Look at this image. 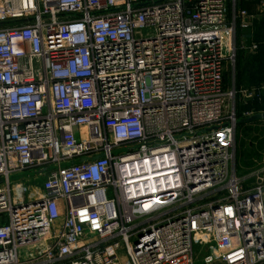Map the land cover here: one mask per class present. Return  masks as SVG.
Returning a JSON list of instances; mask_svg holds the SVG:
<instances>
[{
	"label": "built area",
	"instance_id": "2783aa9c",
	"mask_svg": "<svg viewBox=\"0 0 264 264\" xmlns=\"http://www.w3.org/2000/svg\"><path fill=\"white\" fill-rule=\"evenodd\" d=\"M260 16L264 0H0V264H264V176L235 173L224 86ZM28 169L29 193L10 183Z\"/></svg>",
	"mask_w": 264,
	"mask_h": 264
},
{
	"label": "rangeland",
	"instance_id": "374dc122",
	"mask_svg": "<svg viewBox=\"0 0 264 264\" xmlns=\"http://www.w3.org/2000/svg\"><path fill=\"white\" fill-rule=\"evenodd\" d=\"M250 3H254L255 0H248ZM256 28L253 30L247 29L241 32L240 36L244 41V45H248L251 42H255V38H261V46L264 44V20L261 17L254 18ZM258 29V31H257ZM260 35H258V34ZM260 37V38H259ZM238 52V51H237ZM234 67L229 68L227 72V89H234L236 91L233 94V102L239 108V111L242 110V106H246L249 104L252 99L257 97L258 91L254 90L255 96L244 99L242 94L237 93L239 90L244 89H235L234 80L237 77L239 79V83H248V78L245 74V77L238 76L236 68L245 67V61L247 63H254V56H250L249 52L246 50L240 51V53H236L234 50ZM261 57V56H259ZM264 60V59H263ZM263 61L260 64V68L263 69ZM236 66V68H235ZM251 84V83H250ZM247 87H253V85H249ZM246 90V88H245ZM261 94H263L262 102L259 103L257 110L264 113V85L259 90ZM260 94V95H261ZM241 112V111H240ZM253 115V109H248L246 111H242L240 117L237 118V123L234 129V167L236 175L243 180V183L246 185L255 181L256 178L264 176V119L252 122H246V117ZM241 122L238 124V122ZM22 183L23 186L27 187L28 193L35 190L40 189L42 187L43 178L33 169H28L24 172L14 173L10 177V183ZM194 252H196L195 247H193ZM197 264L198 261L195 260Z\"/></svg>",
	"mask_w": 264,
	"mask_h": 264
},
{
	"label": "trees",
	"instance_id": "16d2710c",
	"mask_svg": "<svg viewBox=\"0 0 264 264\" xmlns=\"http://www.w3.org/2000/svg\"><path fill=\"white\" fill-rule=\"evenodd\" d=\"M239 4H240V8L246 10L247 13H249V14L253 13L254 3H250V2H248V0H239ZM260 17H261V19L264 20V16H260ZM255 28H256V24L254 21L252 29L254 30ZM257 31H258V29H257ZM240 34H241V31L236 29L235 30L236 42H238L240 40V38H241ZM256 34H258V33H256ZM258 35H260V34H258ZM253 43L256 44V50L254 51L255 53H253V54L249 53V55L254 56L253 57L254 63L253 62L247 63L245 61V67L243 66L240 69L236 68V66H235V68L237 69V73H238L239 78L245 77V74H246V76L248 78V83H246V82L245 83H243V82L239 83V79H237V77H236L234 80V85H235L236 90L245 89V88L246 89L253 88L254 90L258 91V93H257V97L252 99L249 104H246V106L241 105V108H242V110H240L241 112L239 111V108L236 105H234V116H235V118L240 117L243 110L246 111L248 109L249 110L253 109V115L258 114L257 112H260L259 110H257V108L259 106V103L262 102V99H263V94H261L259 92V90L264 85V63H263V69L260 68L261 62L262 61L264 62V60H263L264 59V44H263V46L260 45L262 43L261 38L260 39L255 38V42L253 41ZM235 51H236V53H238V52L240 53L241 50L236 49ZM259 56H261V57H259ZM233 67H234V63H233ZM226 84H227V73L224 75V86H226ZM249 85H253V87H247ZM250 116H248V117H250ZM248 117H246V119ZM237 118H236V123H237ZM243 121L247 122V120H243ZM254 121H258V120H254ZM248 122H252V121H248ZM239 123H241V122L239 121L238 124Z\"/></svg>",
	"mask_w": 264,
	"mask_h": 264
},
{
	"label": "water",
	"instance_id": "95a60500",
	"mask_svg": "<svg viewBox=\"0 0 264 264\" xmlns=\"http://www.w3.org/2000/svg\"><path fill=\"white\" fill-rule=\"evenodd\" d=\"M264 119V113L260 114H254L248 117L246 120L247 121H254V120H263Z\"/></svg>",
	"mask_w": 264,
	"mask_h": 264
}]
</instances>
